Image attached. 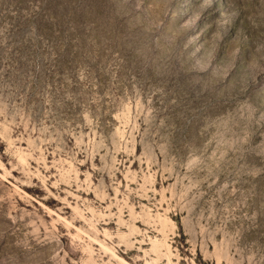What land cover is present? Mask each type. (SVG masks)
I'll list each match as a JSON object with an SVG mask.
<instances>
[{"label":"rangeland","instance_id":"1","mask_svg":"<svg viewBox=\"0 0 264 264\" xmlns=\"http://www.w3.org/2000/svg\"><path fill=\"white\" fill-rule=\"evenodd\" d=\"M0 264H264V0H0Z\"/></svg>","mask_w":264,"mask_h":264}]
</instances>
